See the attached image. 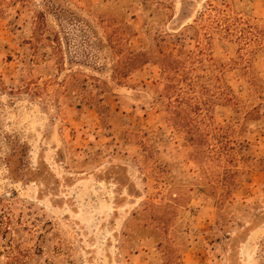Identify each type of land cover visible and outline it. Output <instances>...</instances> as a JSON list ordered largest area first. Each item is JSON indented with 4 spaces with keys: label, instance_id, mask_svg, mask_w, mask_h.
Wrapping results in <instances>:
<instances>
[{
    "label": "rangeland",
    "instance_id": "rangeland-1",
    "mask_svg": "<svg viewBox=\"0 0 264 264\" xmlns=\"http://www.w3.org/2000/svg\"><path fill=\"white\" fill-rule=\"evenodd\" d=\"M0 264H264V0H0Z\"/></svg>",
    "mask_w": 264,
    "mask_h": 264
}]
</instances>
